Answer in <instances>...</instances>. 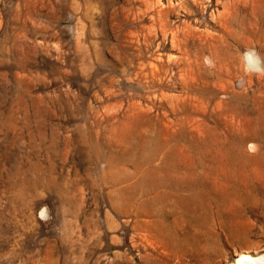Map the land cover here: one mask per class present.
<instances>
[{
  "label": "rangeland",
  "instance_id": "obj_1",
  "mask_svg": "<svg viewBox=\"0 0 264 264\" xmlns=\"http://www.w3.org/2000/svg\"><path fill=\"white\" fill-rule=\"evenodd\" d=\"M248 48L264 0H0V264L263 254Z\"/></svg>",
  "mask_w": 264,
  "mask_h": 264
},
{
  "label": "clouds",
  "instance_id": "obj_2",
  "mask_svg": "<svg viewBox=\"0 0 264 264\" xmlns=\"http://www.w3.org/2000/svg\"><path fill=\"white\" fill-rule=\"evenodd\" d=\"M204 64L212 67L213 61L206 56ZM240 64L245 75H264V58L261 57L255 48H248L241 54ZM258 264H264V260H259Z\"/></svg>",
  "mask_w": 264,
  "mask_h": 264
},
{
  "label": "bare ground",
  "instance_id": "obj_3",
  "mask_svg": "<svg viewBox=\"0 0 264 264\" xmlns=\"http://www.w3.org/2000/svg\"><path fill=\"white\" fill-rule=\"evenodd\" d=\"M44 91V90H43ZM20 100V99H19ZM260 122V121H259ZM259 125V124H258ZM264 133V132H263ZM197 195V194H196ZM196 197H198V196H195L194 195V197L193 198H196ZM193 200H195V199H193ZM201 200V199H200ZM183 201V200H182ZM191 201V200H190ZM199 201V200H198ZM197 202V201H196ZM195 202V203H196ZM184 203V202H183ZM198 203V202H197ZM200 204H201V202H199ZM184 205V204H183ZM196 205V204H195ZM189 206V205H188ZM203 206V205H202ZM183 207V206H182ZM189 208H191V206L189 207ZM200 208V207H199ZM207 209H211V208H207ZM182 211V210H181ZM197 211V210H196ZM178 213V212H177ZM183 213V212H182ZM181 213V214H182ZM191 213H192V211H191ZM195 213V212H194ZM197 213V212H196ZM195 213V214H196ZM180 214V215H181ZM189 214V213H188ZM206 214V213H205ZM210 215V214H209ZM209 215H206V216H203L201 213H198V216L196 217V219L195 220H197L199 223H200V221H203L207 216H209ZM192 216V215H191ZM178 217H179V215H178ZM193 218V217H192ZM179 219V218H178ZM194 219V218H193ZM207 220V219H206ZM148 221V220H147ZM183 221H185V220H183ZM189 222V221H188ZM187 222V223H188ZM191 222V221H190ZM205 222V221H204ZM178 223V222H177ZM186 223V222H185ZM147 224V223H146ZM174 224V223H173ZM181 224H182V222H181ZM194 224H195V222H194ZM208 224V223H207ZM210 224V223H209ZM191 225V224H190ZM193 225V224H192ZM184 226V225H183ZM188 226V225H187ZM191 227V226H190ZM204 227H205V225H204ZM151 228V227H150ZM174 228V227H173ZM248 228V227H247ZM172 229V228H171ZM191 229V228H190ZM199 229V228H198ZM204 229V228H203ZM193 230V229H192ZM206 229H204L203 231H205ZM210 230V229H209ZM173 232V231H172ZM175 232V231H174ZM207 232H210V231H207ZM171 235H172V233H171ZM176 235V234H175ZM174 235V236H175ZM194 235L196 236V234L194 233ZM163 236V235H162ZM173 236V235H172ZM200 236V235H199ZM197 237V236H196ZM200 238V237H199ZM162 240V239H161ZM177 240V239H176ZM163 241V240H162ZM178 242V241H177ZM188 242V241H187ZM203 242V241H202ZM177 244V243H176ZM190 245V244H189ZM201 245V244H200ZM198 247H199V245H198ZM263 253V252H262ZM181 256V255H180ZM259 260H264V253L263 254H258V255H252V254H241L240 256H239V258L237 259V262H236V264H258V261Z\"/></svg>",
  "mask_w": 264,
  "mask_h": 264
}]
</instances>
